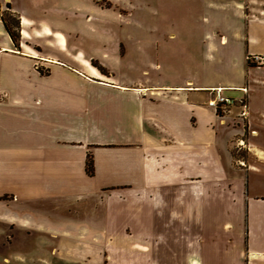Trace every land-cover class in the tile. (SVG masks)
Returning a JSON list of instances; mask_svg holds the SVG:
<instances>
[{"label":"crops","instance_id":"obj_1","mask_svg":"<svg viewBox=\"0 0 264 264\" xmlns=\"http://www.w3.org/2000/svg\"><path fill=\"white\" fill-rule=\"evenodd\" d=\"M27 1L23 0V6H31L36 17L37 11L44 13L42 9L47 10L52 5L50 0H46L48 5H43L45 0ZM245 2L194 0L190 6H184V14L190 12L192 15L202 8V21L194 24L186 15L182 30L168 35L169 39L174 38L175 49L165 50L157 58L152 50H147L142 58L145 72L158 73L159 86L140 89L102 84L129 95L122 104L115 103L111 125L114 124L112 133L117 135L125 128L130 136L128 139L133 141L124 144L134 147L127 151H95V179L102 177L105 170L106 174L111 173L106 175L109 183H127L147 191L149 196L156 190L166 195L168 216L166 213L162 218L151 215L153 219L147 230L163 232L170 222H174L179 237L192 242L173 251L163 246L166 254L169 251L175 253L174 264H264V213L261 211L264 197L251 198L253 177L245 180L252 173L244 175L235 170V164L240 160L232 154L229 139L218 120L227 117L228 113L220 115L207 108L209 95L218 89L225 90L226 98L241 99L243 94L237 90L248 85L247 55H264V3L260 5L262 7L252 4L251 15H248ZM0 5L19 16L23 41L17 48L0 22V98L5 101L8 94L19 95L22 76L32 74L30 69L37 58L30 47H25L31 39L35 21L26 15L32 12L18 13L15 0H0ZM172 57H181L179 60L182 61L177 64L183 69H198L200 77L192 74L186 81L178 83L174 74L163 68L174 64ZM194 59H197L198 67L194 65ZM212 78L224 79L225 83L214 82ZM49 102L55 103L54 100ZM12 103L9 107L0 104V200L14 197L8 204L0 203L1 247L5 243L4 227L28 233L67 230L66 225L52 222L50 216L54 214L49 212V203L70 201V185L73 179V183L80 180L70 172L76 163L82 166V175L86 177L87 153L75 151L70 143L85 145L90 140L92 144H99L96 137L91 138L94 135L86 131L85 122L76 136L65 119L43 120L38 125L35 121L37 111L30 106L28 112L29 108L23 104ZM233 112L234 115L229 116L230 112L228 118L236 127L241 125L240 129L245 132V122L238 111ZM99 118L102 120L103 115ZM56 127L62 132H57ZM71 135L75 141L71 140ZM238 148L247 150L246 144L244 148L239 145ZM183 152L190 156L182 158ZM74 154L78 155L79 162L75 163ZM102 156L111 159L110 162L104 164L98 159ZM184 163L189 167L185 174L180 170ZM186 177L202 180L185 182ZM215 180L220 184L239 183L233 191L208 193V187ZM8 210L14 217H26L27 220L11 219ZM32 241L30 237V246ZM27 245L24 243L25 247ZM172 260L162 258L155 264H167Z\"/></svg>","mask_w":264,"mask_h":264},{"label":"rangeland","instance_id":"obj_2","mask_svg":"<svg viewBox=\"0 0 264 264\" xmlns=\"http://www.w3.org/2000/svg\"><path fill=\"white\" fill-rule=\"evenodd\" d=\"M50 1L52 5L47 10L42 9L44 13L37 11L36 17L31 6H23V0H15L17 12L25 14L30 11L32 13L26 16L35 20L31 39L25 47H30L37 59L30 69L32 74H23L19 95L12 97L8 94L7 100L0 98V104L9 107L13 106L12 102H17L28 107V112L31 106L38 113L35 119L38 125L43 120L65 119L76 136L79 130L82 131V122H85L86 131L94 135L89 136L96 137L99 144H92L90 140L85 145L77 142L70 144L75 151L80 150L82 154L84 150L87 153L86 171L89 159L94 160L95 171L93 175L87 173L84 177L82 166L76 163L80 161L79 157L74 154L76 165L70 168V172L80 180L73 183V179L70 185V201L49 203V212L54 214L50 216L52 222L66 225L67 230L28 233L14 231L10 226L4 227L5 243L0 246V264H155L162 258L172 260L175 253L169 251L166 254L164 248H172L173 251L192 242L179 237L174 222H170L171 225L163 232L147 230L153 219L151 215L162 218L166 213L168 216L166 195L156 190L155 194L149 196L147 191L135 189L127 183H109L106 175L111 173L106 174L105 170L102 177L95 179V151H127L134 147L124 144L133 141L128 139L130 136H127L125 128L117 135L112 133L114 124L111 125L115 103L124 102L129 95L102 84L140 89L159 86L158 73L143 70L146 68L142 61L144 52L152 50L151 53L157 58L163 51L175 49L176 42L168 35L182 30L186 15L194 24L201 22L202 8L196 9L195 15L190 12L184 14L183 7L190 6L194 0ZM25 2L28 3L27 0ZM263 3L264 0H246L248 15H251L252 4L260 6ZM43 5H48V2L45 0ZM6 14L19 19L10 10ZM180 58L172 57L174 64H167L163 68L173 73L178 83L186 81L192 74L199 78L198 69H183L177 64V61H182ZM196 60L193 63L198 67ZM211 80L225 83L224 79ZM247 81L250 111L245 132L240 129L241 125L236 127L228 118L229 113V116L234 115L233 111H238V108H231L226 112L227 117L218 120L229 139L232 154L240 163H245L241 166L237 162L235 170L244 175L252 173L248 174L246 180L242 179L244 182L248 181L249 176L253 177L251 198L256 195L264 197V66L248 64ZM101 115L102 120L99 118ZM55 130L62 132L59 127ZM74 135H71L72 141L76 140ZM241 143L244 145L241 146ZM245 144L247 150H239L238 145L244 148ZM189 156L190 153H182L184 159ZM98 159L104 164L111 160L105 156ZM185 169L189 167L184 163L180 170L184 173ZM218 176L217 173L216 178ZM183 180L194 182L202 179L186 177ZM216 180L208 187V193L233 191L239 183L220 184ZM10 201H14L13 196H7L0 203L8 204ZM261 211L264 213V208ZM8 216L13 219L14 213L8 210ZM14 219L18 222L27 220L26 217ZM30 237L32 246L29 244ZM24 243L29 245L25 247ZM173 261L167 264H174Z\"/></svg>","mask_w":264,"mask_h":264},{"label":"built area","instance_id":"obj_3","mask_svg":"<svg viewBox=\"0 0 264 264\" xmlns=\"http://www.w3.org/2000/svg\"><path fill=\"white\" fill-rule=\"evenodd\" d=\"M5 8V7H4ZM0 5V22L2 23V19L6 12L9 10L4 9ZM247 63L253 67H262L264 66V55H251L247 59ZM243 97L241 99H230L226 98L223 94L225 90L218 89L213 91L210 94V100L207 103V107L211 110H214L216 113H226L229 112L231 108H238L239 117L246 123L249 118L250 104L248 100V89H240L237 90ZM244 144L241 143V146ZM244 165V164H243Z\"/></svg>","mask_w":264,"mask_h":264},{"label":"trees","instance_id":"obj_4","mask_svg":"<svg viewBox=\"0 0 264 264\" xmlns=\"http://www.w3.org/2000/svg\"><path fill=\"white\" fill-rule=\"evenodd\" d=\"M2 24L4 25L14 45L17 48H19L20 42H21V21L20 19H15L11 15L5 14L2 19ZM219 114L221 115V113ZM86 172L89 175H93L94 173V163H93V160L91 159H89Z\"/></svg>","mask_w":264,"mask_h":264}]
</instances>
